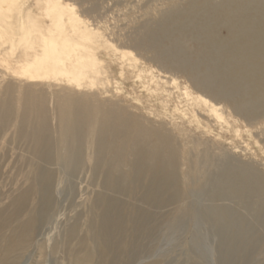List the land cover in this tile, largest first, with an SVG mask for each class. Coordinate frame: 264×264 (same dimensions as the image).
I'll list each match as a JSON object with an SVG mask.
<instances>
[{
  "label": "rangeland",
  "instance_id": "1",
  "mask_svg": "<svg viewBox=\"0 0 264 264\" xmlns=\"http://www.w3.org/2000/svg\"><path fill=\"white\" fill-rule=\"evenodd\" d=\"M33 1V10L28 16L32 44L19 48L0 44L1 206H8L12 198L18 197L31 184L28 179L29 160L33 158L28 151L30 145L28 141L19 140L27 88L45 93L50 112L59 120L51 127L54 140L62 149L67 143L73 144L75 139V134L68 130L72 114L70 99L78 95L93 98L92 94L97 92L90 80L84 81L83 89H77L65 78L29 81L23 74L24 66L42 53L41 41L43 36H48L51 26L48 9L51 0ZM61 1L92 28L99 29L114 46L103 47L99 52V59L107 70L104 79H110V83L102 82L99 88L106 94L98 96V100L102 103L112 101L106 104H113L115 109L124 111L125 117L138 119L172 139L174 170L179 177L177 186L162 199L170 200L174 194L178 202L159 207L146 204L139 198L132 199L97 187L96 176L89 168L40 162L39 169L56 174L52 208L32 234L28 249L16 264H79L66 251L65 243L70 229L90 216L91 206L98 196L128 202L151 219L148 233H136L127 241L125 248L129 258L120 264H264V203L252 197V186L234 192L227 182L228 175H244L248 180L254 178L264 184V113L251 121L232 102H218L207 97L223 109L228 123L225 128L214 124L207 119L205 107L199 102L202 93L194 88L188 77L160 64L151 48L138 46V41L154 33L162 20L176 14L181 17L196 0ZM198 11L202 16L206 10ZM218 34L225 37L226 30L221 29ZM159 41L168 51L178 46L181 56H194L198 49L196 42L178 33ZM116 49L129 51L138 60L135 72L122 63ZM168 78L175 79L178 88ZM7 100L10 101L8 113L3 108ZM23 129L31 132L30 125ZM89 146L87 143L86 148ZM189 150L201 155L209 151L210 165L201 180L189 173ZM63 154H66L65 149ZM38 198L37 202L41 195ZM180 206L190 213L172 224ZM223 220L241 222L243 231L235 225L223 227ZM57 245L59 249L54 252ZM91 249L93 260L89 264H99L101 257L96 246L92 245ZM84 256L82 254L81 258Z\"/></svg>",
  "mask_w": 264,
  "mask_h": 264
},
{
  "label": "bare ground",
  "instance_id": "2",
  "mask_svg": "<svg viewBox=\"0 0 264 264\" xmlns=\"http://www.w3.org/2000/svg\"><path fill=\"white\" fill-rule=\"evenodd\" d=\"M33 2L0 0V44H12L16 48L32 44L28 16ZM48 9L51 26L48 36L42 38V53L24 66L23 74L29 81L65 78L77 89H83L84 81L90 80L97 92L92 94L93 98L78 95L70 99L72 114L68 130L75 134V139L73 144L67 143L63 148L66 154L62 155L63 149L54 140L51 127L59 120L50 112L45 93L31 88L25 91L19 140L28 141L30 145L28 151L33 158L29 160L28 179L31 184L12 198L8 206L0 205V264L19 261L29 247L32 234L52 208L56 174L39 169L40 162L89 168L96 176L97 187L139 198L146 204L159 207L178 202L174 194L170 200L162 199L177 186L179 177L174 170L172 139L138 119L125 117L124 111L115 109L113 104H106L112 101L98 100V96L106 94L99 88L102 82L110 83V79H104L107 70L99 59V52L103 47L114 46L99 29L92 28L61 0H51ZM187 9L181 17L176 14L162 20L154 33L138 41V46L151 48L160 64L188 77L202 93L199 102L205 107L207 119L214 124L225 128L228 123L223 109L208 98L232 102L247 119L257 120L264 113V0H196ZM199 9L206 10L202 16ZM221 29L226 30L225 37L218 34ZM172 33L196 42L195 55L181 56L178 46L169 51L161 47L159 39ZM115 51L120 53L122 63L135 72L138 60L129 51ZM169 81L178 88L175 79ZM160 89H163L161 84ZM3 108L6 113L10 111L9 100L4 102ZM29 125L31 132L23 129ZM87 143L90 146L86 148ZM189 153L192 157L189 173L201 180L210 165L209 151L204 155L191 150ZM227 177L234 192L252 186V197L264 203V184L258 179L248 180L244 175ZM40 195L41 200L37 202ZM189 213L180 206L172 224ZM150 223L151 219L140 208L98 196L87 220L70 229L65 250L77 263L89 264L93 260L91 247L94 245L101 257L99 264H120L129 258L125 248L127 241L136 233H148ZM222 225H235L240 232L244 228L241 222L231 220H223ZM58 249L59 246H55L54 252Z\"/></svg>",
  "mask_w": 264,
  "mask_h": 264
}]
</instances>
